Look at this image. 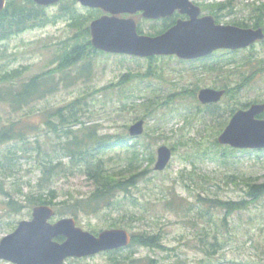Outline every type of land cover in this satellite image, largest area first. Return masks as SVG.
I'll use <instances>...</instances> for the list:
<instances>
[{
	"label": "rangeland",
	"instance_id": "rangeland-1",
	"mask_svg": "<svg viewBox=\"0 0 264 264\" xmlns=\"http://www.w3.org/2000/svg\"><path fill=\"white\" fill-rule=\"evenodd\" d=\"M235 3L237 4L235 13L224 18L225 20L248 18L253 3L258 5L264 3V0H235ZM75 7L82 13L87 12L88 14L90 10L81 6L77 1ZM58 8V3L52 4L46 7V11L53 16L59 10ZM101 14L102 12H99L98 16ZM123 16L135 19L143 33L148 35H151L150 33L161 24L160 21L145 19L138 13ZM221 24L225 23L221 22ZM70 34L68 20L60 18L55 24L26 30L7 40L0 41V75L19 68L23 75H19L17 79L26 80L37 73L54 68L57 62L50 63L49 60L58 52L57 49ZM216 55H219L220 60L226 59L230 62L229 65H223L220 69L212 71L216 72L215 74L219 77H216L214 73L200 71V62L197 61H181L175 56H170L173 59L165 60L164 63L161 62V58L158 61H149L155 71L163 77L152 79L153 86L158 90L159 99L164 100L173 92L191 90L195 83L200 87L212 84L219 86L229 81L230 87H233L242 81V75L248 76L255 72L251 83L242 85L238 92L233 93L237 95L239 102L264 100V70L261 69L264 68V43L259 41L248 50L232 54L217 52ZM247 56L249 59L246 58ZM164 57L167 58V56ZM89 61L90 70L93 73L89 80L79 79L74 83H69L75 69H79L86 62H80L73 68H67V72L63 75L68 77L67 86H64V81H62L56 91L34 102L35 111L28 112V107H24L18 112H13L7 104L0 103V126L9 120H18L22 116L25 119L29 118L24 121L31 125L29 129L33 133L25 138H28L29 143L27 144L22 145L20 140L10 144L14 146L15 155H8L5 152L6 144L0 146V185L9 193L18 194V189L21 188L24 194L21 198L22 202L32 187L29 184L34 185L40 176L38 162L42 159L51 161L50 164L49 161L47 162L48 165H55L52 172L56 175L52 181L50 180L52 183L50 188L55 195L54 201L58 203L54 206L55 210L62 209L63 201L73 203L75 200L85 199L93 189V185L84 175L68 170L67 157L61 153L55 154L56 156L51 154L50 160V155L49 157L46 155L55 137L53 134L51 137H46L44 134L46 127L43 124L42 110L61 107L81 93L117 81L120 74L130 72L128 66L132 71L137 69L145 71L148 65V60L142 59L138 65L134 58L121 54H97ZM121 62L123 65L120 64ZM210 62L212 61H205V64ZM53 75L55 80L60 76L58 72ZM221 75L228 79L222 78ZM132 84H135V81ZM0 86H2L1 83ZM92 99L93 97H86L88 102ZM170 100L172 103L170 102L158 111V115H162V120L157 121L152 116L147 117L144 122V132L149 133L148 127L158 122V131H155L152 136L155 138L152 149L155 153L156 148L162 144L171 148L172 157L168 163L169 166L162 171L153 170L154 172L148 175L149 181L139 180L136 187L130 188L126 193H120L118 200L125 197L123 201L121 200V206L111 205L96 211L89 208L91 214L81 212L78 217L57 213L51 221L62 217H73L77 226L94 235L103 229L115 228L110 225L114 220H118L117 224L120 221L121 224L132 225L135 230L146 228L152 233H159L163 244L175 248L173 251L175 256H167L166 251L161 249L152 251L147 247H140L134 254V257L148 254L156 260L157 264L174 261L181 262V264H202V260L206 264H264V195L248 204L246 208L227 216L226 220H224L225 212L220 208H211V214L202 212V218H197L198 204L195 201V193L198 191L200 195H208L222 201L249 200L245 193L246 184L264 183V150L241 151L230 150L224 146H212L211 126L214 120H204L201 115L193 118V115H190L191 122L185 123L183 120L187 116L185 109L191 103L194 104V101L187 93H182L177 97L173 96ZM127 101L132 102L131 99ZM141 101L137 99L136 103L140 104ZM131 104L127 103L124 110L120 106L122 103L115 100L107 101L105 105L96 104L98 121L105 126L100 132H118L120 125L127 124L128 127L134 122L136 115L142 111L136 107L131 108ZM170 106H177L179 111L170 114V110L166 111ZM87 107H89L87 104L83 105L86 110L85 120H87ZM25 114H28V117ZM21 126L22 123H18L15 130L19 131ZM130 137L128 136L127 139L129 145L135 139ZM203 150L207 154L202 153ZM102 156L107 161L109 160L110 165L121 163L127 166L129 151L124 147H113ZM60 160L62 164L59 163ZM144 164L147 165L146 162ZM151 168L153 169V164ZM166 187H170L191 203L177 204L173 208L174 211L165 208L163 198L168 197L172 191ZM32 189L34 190L35 187L33 186ZM42 192L46 196L49 195V190L46 188ZM129 196L136 200L135 204L131 203ZM175 196L177 199L176 194ZM6 200V196L0 191V239L12 232L19 221L30 219L32 208L35 206L27 203L24 208L15 212L13 208L4 203ZM140 211L144 213L143 219L129 218L130 215H139ZM201 233H208L209 237H203L199 241L197 236H201ZM204 250L210 252L211 255L208 256ZM127 254L128 250L125 248L118 252H102L85 258H74L68 262L70 264H108L111 256L114 255L120 262L129 263L126 258ZM0 264L13 263L0 260Z\"/></svg>",
	"mask_w": 264,
	"mask_h": 264
},
{
	"label": "trees",
	"instance_id": "trees-1",
	"mask_svg": "<svg viewBox=\"0 0 264 264\" xmlns=\"http://www.w3.org/2000/svg\"><path fill=\"white\" fill-rule=\"evenodd\" d=\"M59 10L50 16L46 7L42 5H37L33 0H6L4 8L0 11V41L7 40L14 35L20 34L26 30L45 27L49 24H55L58 19L65 18L68 20V26L71 29V34L67 37L65 42L57 49L58 52L49 60L50 63L57 62V66L54 68L37 73L26 80L17 79L19 75H23L19 68L11 71H6L0 75V103L7 104L10 111L18 112L24 107H28L29 111H35L33 103L40 101V99L45 98L48 94L56 91L59 87L60 82L64 81V86H67L68 77L63 76L67 72V68H73L80 62H86L81 65L79 69H75V73L71 76V81L69 83H74L79 79L89 80L93 73L90 70V59L97 54H104L101 51L95 50L90 44L89 28L88 23L91 19L98 16L100 12L97 9H90L86 13L79 12L75 7L76 0H63L58 3ZM220 10L230 9L237 7L235 0H227L219 2ZM227 11V10H226ZM175 20L173 17L165 18L161 20V24L150 34H157L165 31L171 25H173ZM238 26H251V27H263L264 28V3H259L258 5H252L251 12L248 18L238 19L234 21ZM154 28V29H155ZM138 31L143 32L142 28L138 25ZM264 43V40L262 41ZM134 58L138 65L141 63L140 58ZM158 57L149 58V61H156ZM249 59V57H246ZM160 59V58H159ZM161 62L164 63V57H161ZM123 61V60H120ZM123 65V62L120 63ZM217 64L219 69L223 65L230 64L226 59L218 60ZM126 74H120V78L117 81L111 82L107 85H103L97 88H93L89 92H84L76 97L67 101L61 107H55L52 109H43V124L46 127L44 134L46 137H51L54 135V141L49 148V152L46 155L50 160L52 158L51 154L61 153L64 157H67L69 163V171H76L78 174H82L86 177L87 181L93 185L92 191L88 194L85 199L75 200V202H62V209H56L58 214H68L73 217H78V215L83 212L85 214H91L88 210L96 211L101 208L110 207L111 205L121 206V200L123 201L125 197L118 200L120 193H126L130 188L136 187L139 180L149 181L150 173H153L151 165L155 160V153L152 149L153 133L158 131V122L152 123L148 131L144 132L142 139L137 137L133 140L132 144H128V134L125 131L127 124L119 126L118 132H100L105 126L97 118V107L98 103L105 105L107 101H116L122 103L121 109L124 110L127 103H132L131 108H138L142 111L136 115V119L146 118L154 116L157 121L162 120V115H158V111L163 107V105H168L170 103L171 97L180 96L182 93H187L188 96L194 101L186 107V116L184 118L185 123H190V115L193 118L196 115H201V117H217L212 124V138L211 144L220 146L216 142V135L222 130L223 126L227 122V114L234 112V110L239 105L237 100V95L233 92H238L242 85L248 82H252L255 77V72L250 75H242V81L237 85L230 87L229 81L221 84L218 88L225 89V95L222 101L218 104H211L201 106L196 100V89L194 91L185 92H173L169 94L166 99L160 100L158 90L153 86L152 79L160 78L162 75L156 72L154 66L148 62L145 71L137 69L132 71L128 66ZM264 70V68H261ZM87 71V72H85ZM154 71V72H153ZM58 72L60 74L58 79H54V73ZM153 72V73H151ZM228 79V78H225ZM135 81V84H132ZM86 97H93L92 101H86ZM126 99V101H124ZM131 99L132 102L127 100ZM142 100L141 103H136V100ZM258 100H253L251 102H257ZM251 102H243L242 107L248 106ZM87 104V120H85V109L83 105ZM240 106V107H241ZM137 109V110H138ZM171 112L179 111L177 106H172L169 109ZM120 111V110H118ZM193 111V112H192ZM184 112V111H183ZM180 112V113H183ZM109 113V112H108ZM164 113V112H163ZM28 117V114H25ZM118 116H116L117 118ZM29 120L24 117H20L18 120H9L7 123L0 126V146L6 144L5 152L8 155H15L14 146H10L12 142L15 143L16 140H20L22 145L29 143L26 137H30L33 133L30 132L29 127L31 125L24 121ZM18 123H22L19 131L15 130V126ZM184 127V126H181ZM179 127V128H181ZM18 129V128H17ZM155 137V136H154ZM113 147H124L129 151V156L127 160V166H123L121 163H116V165H110L109 160L107 161L102 155L105 152H109ZM233 150L229 147H226ZM174 149V147H173ZM202 153L207 154L205 150ZM225 156V154H222ZM49 161V160H48ZM41 160L38 162L40 167V176L34 185L29 184V186H34L29 190V193L25 196L22 202L21 188L18 189L17 193H9L2 189L0 185V191L6 196L7 200L4 202L8 207L13 208V210L20 211L24 208L27 203L31 205L46 204L55 206L58 204L54 201L55 195L54 191L50 188L51 181L54 179L56 173L52 172L55 165H48L51 161ZM48 162V163H47ZM144 162L147 163L145 166ZM59 163L62 164L60 160ZM169 166V164H168ZM51 180V181H50ZM246 197L249 200L240 201H222L220 199H213L208 195H200L199 191L195 193V201L198 204L197 218H202V212L210 213L211 208H220L225 212L224 220L226 217L232 213L246 208L248 204L257 201L260 197L264 195V183H250L246 184ZM190 187V185H188ZM46 188L49 190V195L43 194L42 190ZM172 190L170 187H166ZM173 191V190H172ZM170 191L168 197L163 198L165 208H169L170 211H174L173 208L177 204L182 202H188L184 197L177 194L175 191ZM177 195V199L176 196ZM127 196V195H126ZM131 198V203L135 204L136 200ZM175 204V205H173ZM114 206V207H115ZM124 213H126L124 211ZM127 214V213H126ZM143 212L140 211L139 215H130V219H143ZM131 224L130 220H128ZM118 220L111 222V226L122 227L130 230L132 234L131 242L128 245V254L126 256L127 261L130 264H157L156 260L150 255L145 254L143 256L134 257V254L139 250L140 247H147L148 249L154 251L156 249H161L167 252V256H175L174 247H169L161 241L162 236L159 233H152L151 230L141 229L135 230L132 225L121 224ZM225 224V222H224ZM197 238L199 241L203 237H209L208 233H201ZM61 240V238H57ZM227 243V242H224ZM189 245L188 243H185ZM215 247V243L212 244ZM195 248V247H194ZM119 250L110 251L118 252ZM204 252L210 256L211 253L204 250ZM108 264H120L118 259L111 256ZM70 264V263H66ZM168 264V263H166ZM170 264H181V262L174 261ZM202 264H206L202 260Z\"/></svg>",
	"mask_w": 264,
	"mask_h": 264
},
{
	"label": "water",
	"instance_id": "water-1",
	"mask_svg": "<svg viewBox=\"0 0 264 264\" xmlns=\"http://www.w3.org/2000/svg\"><path fill=\"white\" fill-rule=\"evenodd\" d=\"M6 0H0V11ZM39 5H51L60 0H33ZM84 7L98 8L107 14L89 24L90 43L99 50L138 57L175 55L180 59H196L216 49H240L264 38L261 28H240L215 24L209 16L198 18L199 8L189 0H77ZM175 10L188 14L187 20H178L165 32L150 36L137 32L133 18L120 14L141 12L144 18L157 19L171 15ZM224 90L202 88L197 98L201 103L217 102ZM264 112V103L252 104L246 110L233 114L217 140L234 148H264V119L255 116ZM144 121L136 120L128 127L131 136L143 132ZM154 169L167 165L171 150L157 148ZM55 211L48 205L32 209V218L22 220L15 230L0 240V259L16 264H63L68 257H83L101 251L126 246L131 235L125 229H104L97 235L75 225L71 217L54 223L48 220ZM63 236L64 240H54Z\"/></svg>",
	"mask_w": 264,
	"mask_h": 264
},
{
	"label": "flooded vegetation",
	"instance_id": "flooded-vegetation-1",
	"mask_svg": "<svg viewBox=\"0 0 264 264\" xmlns=\"http://www.w3.org/2000/svg\"><path fill=\"white\" fill-rule=\"evenodd\" d=\"M189 2L192 5H195V6L199 7V13L197 15L198 18L209 16V17H211L213 19L214 23H216V24L221 23V22H224L225 24H232L230 22V20L227 21L224 18L234 14V12L220 10V7L218 5L219 4L218 0H189ZM221 14H223V15H221ZM171 17H173V19L175 21H177L178 19L186 20V19L189 18L188 14L179 13L177 10L174 11V13L171 15ZM231 20H235V19L232 18ZM251 48H252V45L247 47V48H245V49L226 50V51H227L228 54H232V53H234V51L248 50V49H251ZM217 52L218 51H214V52L210 53L209 55H205V56L200 57V58L197 59V62H200V66H199L200 71L208 72V73H214V75L216 77H219V75L215 74L216 72H212V71H214V66H216V60L218 59L217 57L219 56V55H216ZM205 61L206 62L207 61H212V62L205 64ZM216 86H218V84H216V85L212 84L210 86H201V87L198 86V89L204 88V87H209V88H213L214 89V87H216ZM248 106L240 107V108L246 109ZM261 114H262L261 116L263 117V113H261Z\"/></svg>",
	"mask_w": 264,
	"mask_h": 264
}]
</instances>
